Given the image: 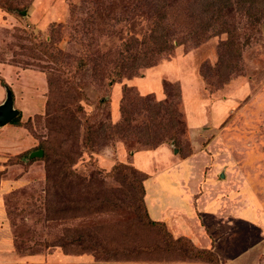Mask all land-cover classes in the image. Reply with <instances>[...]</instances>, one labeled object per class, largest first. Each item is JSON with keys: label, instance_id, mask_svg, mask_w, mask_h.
I'll return each mask as SVG.
<instances>
[{"label": "rangeland", "instance_id": "1", "mask_svg": "<svg viewBox=\"0 0 264 264\" xmlns=\"http://www.w3.org/2000/svg\"><path fill=\"white\" fill-rule=\"evenodd\" d=\"M171 2H176L173 13L165 10V22L161 23L168 27L171 46L156 53L162 48L150 35L159 38L161 32L150 31L159 5H166L164 0H17L16 5L10 2L11 7L0 0L9 9L0 6V67L10 68L1 75L6 82L1 84L6 95L8 90L11 92L12 109L18 111L21 122L20 127L11 121L0 126V260L11 264L14 258H48L56 252H91L98 259H106L109 255H102L104 250L115 247L124 250L125 255H117L121 263L179 261L186 260V254L194 256L188 252L193 248L186 242L177 243L175 254L166 250L169 238L157 231H150L155 233H147V237L141 230L136 233L137 225L120 223L119 217L128 219L133 214L134 189L121 181L132 171L122 170L123 174H118L121 180L106 177L117 162L133 166L126 157L124 161L120 152L170 145V153L175 156L181 150L186 155L191 146L195 154H201L195 159L192 178L199 171L198 164L209 156L225 166L218 172H207L209 168L205 167L204 182L190 185V191L199 194L201 204L212 205L205 211H215V215L218 212L221 217L220 222L206 220V233L224 254L230 253V245L234 254L253 246L245 253L246 264H264V118L250 119L252 113H248L262 109L260 99L264 96V0ZM190 60L201 84L200 97L208 103L192 104L193 110L188 111L198 118L193 114L189 126L193 118L200 129L204 119L209 121L206 128H215L216 132L208 136L190 133L182 93L178 106L177 90L171 86L178 84L182 92L184 79H178L176 73L172 77L170 71H179L175 64L184 67L183 63L191 64ZM169 62L172 65L167 71L164 66ZM129 64L137 69L132 72ZM55 68L59 71L52 73ZM151 68L161 75V84H168L161 88L160 98L147 94L139 99L127 88L121 100L130 78L142 79ZM48 73L53 74L51 86ZM5 97L0 99V105ZM100 100H104L102 105ZM48 101L51 108L45 111ZM120 107L131 126L136 127L137 137L128 139V143L116 137L112 141L95 138L93 149H85L86 131L114 124ZM214 111L218 121L211 122ZM215 123L218 125L213 127ZM235 135L237 139L233 140ZM39 142L47 144L40 149ZM49 148L53 161L61 159L67 165L71 162L72 170L83 179L82 188L69 190L64 182L61 189L57 177L52 178L50 187L47 185L48 165L43 150L47 153ZM37 151L42 152L41 157L32 156ZM66 155L69 159H65ZM100 169L106 173L101 170L95 176ZM174 171L157 179L150 177L147 193L159 190L162 180V184L169 185V192L181 187L179 173L186 171ZM132 177L140 178L136 174ZM91 183L99 189L98 194L86 193L85 187ZM179 190L186 191L185 187ZM107 196L113 200L110 207L99 208L97 202L105 205ZM174 196L172 201L177 203ZM183 201L181 198L177 204L182 206ZM58 209L66 211L53 213ZM66 228L70 237L61 238ZM79 235L81 245L75 240ZM142 245L160 248L136 252Z\"/></svg>", "mask_w": 264, "mask_h": 264}, {"label": "crops", "instance_id": "2", "mask_svg": "<svg viewBox=\"0 0 264 264\" xmlns=\"http://www.w3.org/2000/svg\"><path fill=\"white\" fill-rule=\"evenodd\" d=\"M186 61V60H185ZM192 60L189 61L191 63ZM184 67L176 63V68L179 69V71L175 70L170 71V74H172V77H175V73L177 77H180L178 79H184L181 83V90H182V96H183V105L185 107L186 113H185V122L187 124L188 130H190V133H197L200 135L208 136L211 135V132H216L215 128H206V120L204 119V122L200 124L203 128L200 129V126H197V124L194 123L195 113L191 108L193 103H208L205 100H202L200 97V81L198 80L194 67L191 64H188L187 62H184ZM172 62L165 63L164 68L167 70L169 67H171ZM179 65L181 66L179 67ZM5 67V68H4ZM156 68V67H154ZM154 68H151L146 71V77L142 79H134L131 81H128V85L131 87H134L139 91L141 95H147V94H155L158 98H160L162 91H161V75L158 72L153 71ZM10 68H7V66L3 65L0 67V77L2 74H5L9 71ZM168 71V70H167ZM179 72V73H178ZM166 73V72H164ZM174 73V74H173ZM175 79V78H174ZM1 77L0 79V99L4 98L6 96V92L4 90V87L2 86V82H5V80ZM6 83V82H5ZM6 98V97H5ZM119 98L118 90L114 94V102L115 105H117ZM264 99V96L263 98ZM260 99V106L262 109L253 112L250 116V119H254L255 117H259V119L264 118V100ZM209 101V100H208ZM207 106V105H206ZM190 107V108H189ZM193 118V125L189 126L190 119ZM206 114V113H205ZM115 117H117V111L115 110ZM197 115V114H196ZM212 121H218L217 114L214 111L212 117ZM208 120V119H207ZM248 121V120H247ZM218 124H213V127H216ZM213 130V131H212ZM203 131V132H201ZM27 135V134H26ZM28 136V135H27ZM26 136V137H27ZM28 138V137H27ZM236 135L233 137V140H236ZM199 146V145H198ZM170 145H162L160 147H157L152 150H141L134 152L133 155L128 158L127 154L124 152H120L119 154L131 162V165L138 171H141L142 173H145L148 175V179L145 181V186L147 181L151 178H156L159 176L169 175V173L175 172V168L184 169L186 172L179 173V187L174 192H169V185L162 184L164 181L162 180L160 182V188L156 192H151V194H148L146 191L145 195V206L147 208V213L149 218L154 222H159L164 225L165 230L170 235L171 239L176 241L179 239H184L190 246H192L194 249L197 250H209L213 254L216 255V257L219 260L220 264H246L247 260L245 261V258H247V253L250 251V248H248V251L244 250L240 253L234 254L231 251L235 250L232 245H230V249L227 254H224L221 252V247L219 245H216L215 242H213L210 239V236L206 233L205 230V224L207 223L206 220H212V222L216 219L218 222L221 221V217L217 214L215 215V211L212 213L209 211L208 213L205 211L206 209H211L212 205L206 206V202H202V204L199 202L198 196L199 194L196 192L190 191L191 188V182H198L201 183V181L204 182V179L206 178L205 175H202V171L206 170L205 167H208V171H221L223 167L222 163L218 162L216 157L209 156L208 160H202V164L199 165V171L197 175L192 178V173L194 172L193 166H195L196 161L195 159L201 157V154H195V148L192 146L190 147V151L186 155H180L178 156L174 155L173 153H170ZM173 151H176V149L173 148ZM225 153V150H222V153ZM205 155H208L207 153ZM203 156V155H202ZM205 158V157H204ZM230 160L231 157H230ZM125 161V162H126ZM231 163V161L229 162ZM197 165V166H198ZM222 174V173H221ZM225 174H222V177ZM215 177V176H214ZM174 179L175 178H172ZM184 190H179L180 188ZM175 195L178 199L177 203L181 198H183L185 201L184 204L181 206L177 204L176 202L172 201L171 196ZM177 205L178 207H176ZM159 212H158V210ZM208 218V219H207ZM214 232V230H212ZM216 238V234L213 233ZM262 233H259L260 236ZM232 238L234 236H231ZM230 240V239H229ZM261 239H259L260 241ZM230 242V241H229ZM252 250V249H251ZM238 252V251H237ZM43 264H208L205 261H201L200 259H194L192 257L187 258L186 260L175 261V260H165L163 262H156V263H121V262H104V261H95L94 258L91 255H80V256H71V255H65L63 253H55L54 257H45V256H29V257H22V258H14L13 263L11 264H37V262H41ZM7 261L0 260V263L7 264Z\"/></svg>", "mask_w": 264, "mask_h": 264}, {"label": "trees", "instance_id": "3", "mask_svg": "<svg viewBox=\"0 0 264 264\" xmlns=\"http://www.w3.org/2000/svg\"><path fill=\"white\" fill-rule=\"evenodd\" d=\"M5 1L8 2V3H6V5L8 7H11L10 6V2L11 1H13L15 3V5H16V2H17V0H5ZM141 1L142 0H139V2H141ZM153 1H155V0H153ZM164 2L165 3H163V4H166V5H159V7H160V8H158L159 9V13L156 14L157 15L156 19L157 20L155 21V23H154V25H153V27H152V29L150 31L151 32L150 34H154V33L156 34V30L157 29H160V32H161L160 33L161 36H159V38H156V37L153 38L152 35H150L151 39L155 40L156 41L155 43L160 45L159 48H162V49L158 48L159 50H157L156 53H161L162 51H165L169 46H171V44H169V37H170L169 34H170V32L167 29L168 27L161 26V23L165 22V17H164V15H165L164 13L165 12L164 11L166 10L167 13H173V12H171V9L176 4V2H171V0H164ZM170 3H172V4H170ZM6 5L3 6V5L0 4L1 8H6L7 7ZM168 7H170V9H168ZM6 9L9 10L8 8H6ZM15 10L16 9H11V12H15ZM169 15H172V14H169ZM167 19H168V16L166 17V20ZM58 53L61 54V52H58ZM65 57L67 58V56H65ZM129 65L132 67L131 68L132 72L134 71V69H137V68H133V66L131 64H129ZM52 71H53L52 73H54V72L56 73L59 70L57 68H55ZM52 73H48V76L46 75L47 79H48L47 82H48L49 86H51V83H52V81H51V78L53 77ZM118 75H119V72H117L116 76H118ZM133 76L134 75H132L131 77H133ZM133 78H130L129 81H131ZM141 78H143V77H141ZM111 83H113V82H111ZM2 86H3V84H2ZM124 86H125V88H123L121 100L124 99L123 93L126 91L127 88L133 90L137 94L139 99H141V94H139V91H137L136 88H133L131 86H126V85H124ZM166 86H168L167 83L161 84V88H163V89ZM171 86L176 88V90H177V105L181 106L182 98H181L180 87L176 83L172 84ZM164 92H166V90H164ZM103 103H104V100H100L99 104L102 105ZM47 108H48V111H49V108H51V105H50L49 101L45 105V111H47ZM77 109L79 111L82 110L81 106H78ZM64 121H66V120L64 119L63 122ZM11 123H13L17 127H20L21 122H20L18 113L11 120ZM76 124H77V122H76ZM107 125L108 126L100 125V129L98 131H93L92 132V131L87 130V129L84 130V131L87 130L86 133H85V136L83 138V144H84V148L85 149L86 148H87V150L93 149L94 144L96 143V142H94V140H96V139L97 140L103 139L104 141H112L113 140L112 138L116 137V138H119V139L121 138L123 141L128 143V141H129L128 139H131L132 137L133 138L137 137L136 133H138V132H136V130H137L136 127L131 126L130 120L126 118L125 112H122V108L121 107H120V116H119L118 121H116L114 124L109 122V124H107ZM66 127H67L66 123L62 125L63 131L65 130ZM39 143L41 145L39 147L40 149L45 147L43 145L45 142L44 143L43 142H39ZM45 144H47V143H45ZM32 149H34V148H32ZM50 150H51V148H49L47 153L46 152L44 153V150H43V156H44V159H45V163H47V165L49 167L50 166L53 167V170L50 169L48 166L46 167V182H47V185L50 187V185L52 184V178L57 177L58 185H59V188H61V189H62V186L65 185L64 182L67 183L66 189L75 190L76 187H81L82 188L83 179L78 177L77 174L72 170V166L69 165L71 162L69 161V163L67 165V164H65V162H62L61 159H57V160L53 161L52 160V154H49ZM145 150H149V148L145 149ZM134 152H137V151H129L128 154H127V157L130 158L133 155ZM179 153L182 156L183 155V150H181ZM65 159H69V157L66 155ZM125 169L131 170L132 173H131L130 177L125 176L124 178H122L118 174L122 175L123 174L122 170H125ZM101 170L102 169H100L99 171H96L95 172V176L98 177L99 176L98 174L101 173ZM102 171H104L103 173H106L105 170H102ZM106 174H107L106 177L115 176L116 179H120V180L122 178L121 181H122L123 184L128 185L130 188L134 189V192H133V195H132V198H131V200H132V206L131 207L133 208V211H132V213H133L132 215L133 216L131 215L130 218H128V219H123V218L120 219V217H119V220H120L119 222L120 223L130 222V223H132V225H134V224L137 225L139 230L136 233H141V231H143V232L146 233L147 237H150L151 233H155V232H150V231H153V230L157 231L160 235H162L163 238H166V237L169 238V241H167V242L170 245L169 247H172V248H169L167 246L166 250L170 249V250H173L172 251L173 253L178 254V250H177V247H176L178 245L177 243H183V242H186V241L184 239H179V240H176V241L172 240L170 235L167 233V231H164L165 230L164 229V225L159 223V222L152 221L149 218V216H148L147 208L145 206V195H146L145 181L148 179V175H146L145 173H142L141 171L138 172V170H136L133 166H126V164L120 163V162H117L114 166H112L110 168V171L107 172ZM132 174L139 175L140 178H136V177L134 178V177H132ZM91 177L94 178V176H91ZM52 188H55V192L56 191L58 192V189L56 188V186H53ZM85 188H87V192L86 193L98 194V192H99V189L96 186H92V183L88 187H85ZM64 197H67V195H65ZM96 200L97 199H95V201ZM111 202H113V200H110L109 196H107L106 199H105V205L98 201L97 202V206L100 208V205H103V206L108 208V207H110L108 205H110ZM92 206H94V204L90 205L89 207H92ZM115 206H117V205H115ZM114 210L115 209H112V211H114ZM65 211H66L65 209H58V210H56L53 213H58V215H60L61 213L62 214L65 213ZM115 220H117V219H115ZM115 220H113V221H115ZM143 232H142V234H143ZM68 233H69V229L66 228L65 229V233H62L60 235V237L61 238L62 237L69 238L70 236L68 235ZM132 233H134V231ZM147 233H150V234H147ZM142 234L138 235V236L142 237ZM129 236H130V238L132 237L131 234H129ZM81 237H82L81 235L75 237V240L77 242H79V244L81 243ZM170 239L172 241H170ZM164 241H166V240H164ZM61 247L64 248L65 246L63 245ZM153 247H156L157 249L160 248V246H157V245L156 246H153V245H149V246L148 245H142V246H137L136 252L139 251V250H143V249L144 250L152 249ZM89 250H91V249H89ZM123 252H124V250L122 248H119V247L118 248L115 247L113 249L109 248L108 252L106 250H104V252H103L104 254H102V255H105V254L109 255V256L105 257L106 259H98L97 256L95 254L92 255L91 252L89 254H79V253H73V254L63 253V254L71 255V256L91 255L94 258L95 261L119 262L120 260L118 259V256L119 255H125ZM188 252L194 253V256H192L190 254H186V256L188 258L192 257L194 259H200L201 261H205L208 264H220L218 258L216 257V255L213 254L209 250H202L201 251V250H197V249L193 248V250L188 251ZM86 253H88V252H86ZM169 261H171V260H169Z\"/></svg>", "mask_w": 264, "mask_h": 264}, {"label": "water", "instance_id": "4", "mask_svg": "<svg viewBox=\"0 0 264 264\" xmlns=\"http://www.w3.org/2000/svg\"><path fill=\"white\" fill-rule=\"evenodd\" d=\"M18 111L12 109V96L11 92L7 91L6 99L3 104L0 105V126H3L10 122L16 115ZM32 156H42L41 151L32 153ZM30 155V157H32ZM29 157V158H30Z\"/></svg>", "mask_w": 264, "mask_h": 264}]
</instances>
